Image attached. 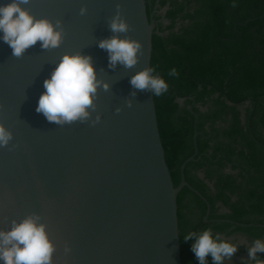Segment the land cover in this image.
Returning <instances> with one entry per match:
<instances>
[{"label":"water","instance_id":"1","mask_svg":"<svg viewBox=\"0 0 264 264\" xmlns=\"http://www.w3.org/2000/svg\"><path fill=\"white\" fill-rule=\"evenodd\" d=\"M117 4L131 26L121 37L143 45L132 69H110L107 51L97 44L113 35L108 20ZM24 7L36 18L61 20L65 36L59 48L43 50L38 41L21 58L0 40V123L13 133L9 145L0 147V229L39 214L56 247L52 264H182L178 195L185 187L199 195L207 204L205 222L210 205L184 173L198 153L197 132L195 154L182 164L175 187L154 97L147 91L130 95L131 76L151 66L155 22L145 0H31ZM66 52L91 55L98 78L111 85L99 90L91 119L97 112L101 119L94 126H60L36 112L43 81Z\"/></svg>","mask_w":264,"mask_h":264},{"label":"trees","instance_id":"2","mask_svg":"<svg viewBox=\"0 0 264 264\" xmlns=\"http://www.w3.org/2000/svg\"><path fill=\"white\" fill-rule=\"evenodd\" d=\"M145 2L155 22L151 66L169 84L154 97L166 162L178 187L197 132L184 173L210 205L205 222L206 202L186 187L178 195L182 264H199L183 237L206 228L246 241L225 264H248L236 259L264 240V0Z\"/></svg>","mask_w":264,"mask_h":264},{"label":"clouds","instance_id":"3","mask_svg":"<svg viewBox=\"0 0 264 264\" xmlns=\"http://www.w3.org/2000/svg\"><path fill=\"white\" fill-rule=\"evenodd\" d=\"M31 0H10L0 4V40L12 49V56L21 58L26 50L40 42L43 50L56 49L64 41L65 29L61 20L53 23L48 18H36L24 5ZM233 0L232 7H236ZM87 7L82 6L80 14L84 15ZM108 27L113 33L111 37L99 40L98 47L108 53V67L115 69L117 65L125 69L134 68L143 55V45L140 41L121 33H128L131 26L123 17L121 5H116V13L108 20ZM157 67L149 66L137 71L130 78L135 97L137 91L151 92L153 97L164 95L169 84L157 71ZM100 71H103L101 69ZM176 68L170 69L168 76L176 77ZM44 92L41 94L36 112L43 114L50 123L63 126L75 122H91L94 126L99 123L101 116L97 112L92 120V113L96 112L95 101L99 97V90L109 91L111 85L98 78L91 55L82 52H66L52 70L50 76L43 81ZM132 99L126 101L131 108ZM3 109V104H0ZM116 113L122 111L120 107ZM13 139V133L0 123V147H7ZM13 148L16 145L12 146ZM41 216L31 213L19 222L11 220L8 230L0 229V261L3 264H52L55 244L46 231V223H41ZM183 241H193L191 252L199 264H225L232 261L241 244H234L222 237L220 233L213 235L211 228L202 231H191L183 237ZM248 251V264H264L258 253H264V240L255 239ZM70 249L65 246V252ZM242 261H245L242 258ZM190 264V262H189Z\"/></svg>","mask_w":264,"mask_h":264},{"label":"rangeland","instance_id":"4","mask_svg":"<svg viewBox=\"0 0 264 264\" xmlns=\"http://www.w3.org/2000/svg\"><path fill=\"white\" fill-rule=\"evenodd\" d=\"M240 244L243 245V244H245V242L242 241V242H240ZM242 258H243V259L248 258V254H244V255H242V256L238 257L236 260H240V259H242Z\"/></svg>","mask_w":264,"mask_h":264},{"label":"flooded vegetation","instance_id":"5","mask_svg":"<svg viewBox=\"0 0 264 264\" xmlns=\"http://www.w3.org/2000/svg\"><path fill=\"white\" fill-rule=\"evenodd\" d=\"M248 246V244H246Z\"/></svg>","mask_w":264,"mask_h":264}]
</instances>
